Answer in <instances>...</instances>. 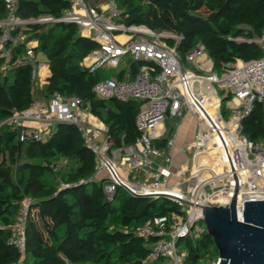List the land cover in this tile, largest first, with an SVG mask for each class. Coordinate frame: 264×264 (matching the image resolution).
Masks as SVG:
<instances>
[{
    "label": "trees",
    "instance_id": "16d2710c",
    "mask_svg": "<svg viewBox=\"0 0 264 264\" xmlns=\"http://www.w3.org/2000/svg\"><path fill=\"white\" fill-rule=\"evenodd\" d=\"M69 4V0H17L16 15L25 20L17 31L24 40L11 49L8 60L0 59V122L37 101L40 92L33 70L39 61L23 59L34 42L36 58L44 55L50 70L41 96H79L83 106L107 126L108 137L117 146L134 144L142 103L100 98L94 86L106 78L130 80L139 64L131 61L128 71L114 76L86 68L83 61L98 43L75 23L54 21ZM117 4L126 27L167 33L160 41L176 50L183 63L199 43L216 73L225 72L237 60L264 57V0H117ZM6 16L0 0V20ZM242 130L253 140L264 136V108L259 101L243 119ZM19 132L7 125L0 128V264H164L147 261L154 239H144L135 229L179 213L176 203L135 197L122 189L108 202L106 179L94 180L96 156L75 124L58 123L45 140L20 141ZM25 199L31 204L21 253L10 242L11 226ZM182 245L186 264H203L219 255L207 234L195 241L186 239Z\"/></svg>",
    "mask_w": 264,
    "mask_h": 264
},
{
    "label": "built area",
    "instance_id": "2783aa9c",
    "mask_svg": "<svg viewBox=\"0 0 264 264\" xmlns=\"http://www.w3.org/2000/svg\"><path fill=\"white\" fill-rule=\"evenodd\" d=\"M4 3L7 16L0 20V59L8 60L11 49L24 40V34L17 30L25 20L16 15L17 0ZM69 3L64 15L54 21L75 23L83 35L98 43V49L83 61L86 68L91 72L117 68L127 55L139 64L130 80L106 78L94 86L100 98L142 103L136 118V141L117 146L108 137L107 126L83 106L79 96L57 93L48 102L35 101L26 110L15 112L0 122V128H19V140L27 141L47 139L58 123L77 125L97 159L93 178L104 173L108 202L122 189L135 197L168 199L180 207L179 213L150 220L135 232L144 239H154L147 261L186 264L183 241L207 234L202 206L225 207L236 200L238 219L243 221L244 202L264 200V136L253 140L242 130V121L254 102L259 101L264 108V57L237 60L220 79L212 68L197 65L199 59L209 58L201 43L186 56V62L196 70L186 69L176 50L160 41L165 35L145 26L121 23L123 10L117 0ZM23 59L38 61L32 44ZM38 66L33 70L34 78H38ZM168 118H191L196 125L193 140L180 143L182 122L169 130ZM102 133L105 138L98 144L96 138ZM30 204L29 199L20 204L11 226L10 242L21 253L26 247ZM220 262L218 255L203 264Z\"/></svg>",
    "mask_w": 264,
    "mask_h": 264
},
{
    "label": "water",
    "instance_id": "95a60500",
    "mask_svg": "<svg viewBox=\"0 0 264 264\" xmlns=\"http://www.w3.org/2000/svg\"><path fill=\"white\" fill-rule=\"evenodd\" d=\"M202 213L207 235L221 257L219 264H264V200L245 201L243 221L233 199L225 207L202 206Z\"/></svg>",
    "mask_w": 264,
    "mask_h": 264
},
{
    "label": "crops",
    "instance_id": "0c3cea01",
    "mask_svg": "<svg viewBox=\"0 0 264 264\" xmlns=\"http://www.w3.org/2000/svg\"><path fill=\"white\" fill-rule=\"evenodd\" d=\"M86 36V35H85ZM119 39L122 41V39H124V36H119ZM30 44H32V46H35L36 44L34 42H31ZM37 60L39 61V66H38V69H39V75H38V81L36 83V89L38 90V92L41 93V91L45 88V81H46V78L49 76L50 74V70H49V67L46 63V60L44 58V55H39L37 57ZM212 61L211 59L209 58H201L198 60L197 62V65L198 66H206V69H210L212 68ZM38 93L36 95V100L37 101H43V102H48L49 99H45L43 96H41V94ZM192 125L190 126V129L189 131L188 130H184L183 131V126L185 125L184 122H182V125L180 126V129H179V137H178V140L180 143L182 142H189V141H192L193 138H194V133H195V128H196V125L194 123V121L192 120ZM30 126H34L35 124L33 123H30L28 124ZM187 127V126H185ZM187 133V135H186ZM104 177V173L102 172L99 176H97L94 180H96L97 182H99L102 178Z\"/></svg>",
    "mask_w": 264,
    "mask_h": 264
},
{
    "label": "rangeland",
    "instance_id": "374dc122",
    "mask_svg": "<svg viewBox=\"0 0 264 264\" xmlns=\"http://www.w3.org/2000/svg\"><path fill=\"white\" fill-rule=\"evenodd\" d=\"M201 13H203V14H206L207 12H206V10H202L201 11ZM165 35H168L167 33H165V32H163ZM130 62H131V59H130V57L127 55V56H125L123 59H122V61H121V63H120V65H119V67H117V68H108V67H104L101 71L104 73V74H106V75H108V76H114L115 74H117L118 72H120V71H122V70H126V71H128L129 70V68H130ZM185 64V68L186 69H190V70H196V67L192 64V63H190V62H185L184 63ZM4 66H6V65H4ZM4 66H2V68L4 67ZM214 72V71H213ZM204 74H210V73H207V72H203ZM214 73H216V72H214ZM218 74V77L221 79L222 77H223V74L222 73H217ZM198 87V85L196 84V88ZM216 87H218L217 85H216ZM222 94V92L220 91V95ZM177 122H184L185 123V125L183 126V131L186 129V130H188L189 131V129H190V126L192 125V120H191V118H186V119H182V118H168L167 119V126H168V128H169V130H172V129H175L176 128V123ZM185 126H187V127H185ZM186 135H187V133H186ZM47 137H49V134H47ZM104 138H105V134H103L102 133V135H100L98 138H96L97 140H96V142H98V144L100 143H102L103 142V140H104Z\"/></svg>",
    "mask_w": 264,
    "mask_h": 264
},
{
    "label": "bare ground",
    "instance_id": "6f19581e",
    "mask_svg": "<svg viewBox=\"0 0 264 264\" xmlns=\"http://www.w3.org/2000/svg\"><path fill=\"white\" fill-rule=\"evenodd\" d=\"M123 40V39H122Z\"/></svg>",
    "mask_w": 264,
    "mask_h": 264
}]
</instances>
